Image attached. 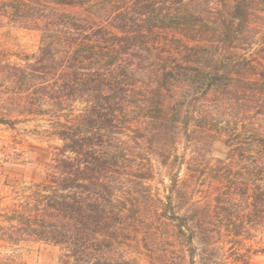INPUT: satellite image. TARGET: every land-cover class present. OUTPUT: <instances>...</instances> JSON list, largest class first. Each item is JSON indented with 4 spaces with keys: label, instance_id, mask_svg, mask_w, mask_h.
Segmentation results:
<instances>
[{
    "label": "trees",
    "instance_id": "trees-1",
    "mask_svg": "<svg viewBox=\"0 0 264 264\" xmlns=\"http://www.w3.org/2000/svg\"><path fill=\"white\" fill-rule=\"evenodd\" d=\"M3 24L40 43L20 63L0 56V125L40 120L59 145L1 212L0 242L60 246L63 264H132L128 248L176 264L185 238L201 246L189 263L209 264L261 228L264 0H0ZM178 130L191 156L165 204L145 183ZM211 140L226 149L213 165ZM204 178L202 201L178 217L173 198Z\"/></svg>",
    "mask_w": 264,
    "mask_h": 264
},
{
    "label": "rangeland",
    "instance_id": "rangeland-1",
    "mask_svg": "<svg viewBox=\"0 0 264 264\" xmlns=\"http://www.w3.org/2000/svg\"><path fill=\"white\" fill-rule=\"evenodd\" d=\"M39 43L40 37L36 31L0 25V56L5 55L11 63H20L24 56L35 54ZM7 119L14 120V117ZM193 124L191 118L189 131L193 128ZM46 131L47 125L40 120L18 122L13 127L0 125V214L19 192L37 182L42 176L52 148L59 145V142ZM177 132L175 140L168 148L170 151L168 165L162 164L158 157L150 156L152 175L145 183L151 197L165 204H169L166 197L172 180H176L177 186L183 183L186 177L185 161L191 156L190 151L186 150V142L181 130ZM225 152L226 149L217 140H211L203 146V155H206L210 165L215 164L219 156H223ZM208 186V181L204 178L203 182L196 185L193 192L182 201L174 197L172 206L175 214L178 217L186 215L192 205L202 201ZM165 244L166 241L162 240L159 251L165 250ZM174 246L178 253L182 252V259L176 257L178 254L174 255L177 258L176 264H190L188 255L193 248L201 247L197 240L191 245L185 238L176 240ZM63 252L60 246L42 242H23L15 245L0 242V264H63ZM125 252L126 258L132 264H148L142 251L128 248ZM193 264H201V262L195 257ZM209 264H264V223L261 228L252 231L251 236L244 238L237 245L219 244Z\"/></svg>",
    "mask_w": 264,
    "mask_h": 264
}]
</instances>
